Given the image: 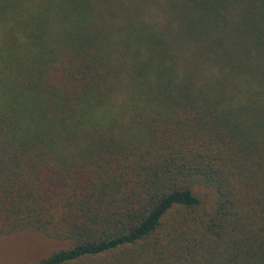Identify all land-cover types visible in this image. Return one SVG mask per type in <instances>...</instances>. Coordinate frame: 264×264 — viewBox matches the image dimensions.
I'll return each mask as SVG.
<instances>
[{
  "label": "trees",
  "instance_id": "16d2710c",
  "mask_svg": "<svg viewBox=\"0 0 264 264\" xmlns=\"http://www.w3.org/2000/svg\"><path fill=\"white\" fill-rule=\"evenodd\" d=\"M27 264H264V0H0V239Z\"/></svg>",
  "mask_w": 264,
  "mask_h": 264
},
{
  "label": "rangeland",
  "instance_id": "374dc122",
  "mask_svg": "<svg viewBox=\"0 0 264 264\" xmlns=\"http://www.w3.org/2000/svg\"><path fill=\"white\" fill-rule=\"evenodd\" d=\"M54 243L40 235L23 232L0 239V264H27Z\"/></svg>",
  "mask_w": 264,
  "mask_h": 264
}]
</instances>
